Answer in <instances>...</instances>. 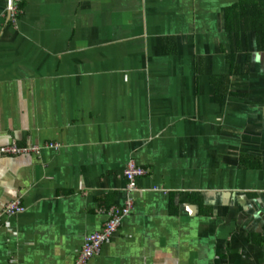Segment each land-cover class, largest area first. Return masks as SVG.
Here are the masks:
<instances>
[{
  "label": "crops",
  "instance_id": "0c3cea01",
  "mask_svg": "<svg viewBox=\"0 0 264 264\" xmlns=\"http://www.w3.org/2000/svg\"><path fill=\"white\" fill-rule=\"evenodd\" d=\"M7 1L0 146L53 147L0 154V264H75L128 201L85 264H264V87L232 77L247 96L220 105L229 66L207 46L235 0H23L16 25ZM130 162L147 169L134 189Z\"/></svg>",
  "mask_w": 264,
  "mask_h": 264
},
{
  "label": "trees",
  "instance_id": "16d2710c",
  "mask_svg": "<svg viewBox=\"0 0 264 264\" xmlns=\"http://www.w3.org/2000/svg\"><path fill=\"white\" fill-rule=\"evenodd\" d=\"M18 5L20 11L17 14V19L23 14L24 1L22 0ZM223 11L224 26L229 43L227 48L222 46L221 51L229 68L227 73L211 77L214 96L220 105L225 104L228 96L245 98L247 94L232 91L231 78L236 76L247 77L263 64L262 60H259V55L256 58L253 57V52L264 55V0H235ZM10 23H12L11 20ZM250 37L252 38L251 41ZM169 39L170 37L165 38V40ZM167 50L174 52V48L172 50H169L168 47L164 49L166 53ZM262 75L264 76L263 71ZM240 162L244 168H259L261 166L258 157L250 158L244 155L240 158ZM188 200L196 204L203 212L204 200L199 194L188 195Z\"/></svg>",
  "mask_w": 264,
  "mask_h": 264
},
{
  "label": "built area",
  "instance_id": "2783aa9c",
  "mask_svg": "<svg viewBox=\"0 0 264 264\" xmlns=\"http://www.w3.org/2000/svg\"><path fill=\"white\" fill-rule=\"evenodd\" d=\"M22 0H9L8 4V18L14 25L17 23V14L20 11L18 4ZM53 147V144H45L43 147L32 146L28 148L26 146H17L15 144L0 146V154H20L28 151H35L38 153L42 148ZM147 173V169L130 162L124 169V176L127 180V186L129 189L135 188V181L138 177L143 176ZM131 207L130 201L122 206H111L107 209V219L103 225V228L99 231H95L87 235L81 252L75 262V264H85L88 259L100 253L101 248L105 242L118 230L122 219L128 215ZM23 207L19 204V201L10 202L4 209V213L20 212Z\"/></svg>",
  "mask_w": 264,
  "mask_h": 264
},
{
  "label": "rangeland",
  "instance_id": "374dc122",
  "mask_svg": "<svg viewBox=\"0 0 264 264\" xmlns=\"http://www.w3.org/2000/svg\"><path fill=\"white\" fill-rule=\"evenodd\" d=\"M212 24L216 26L217 28V21H216V18H212ZM207 32H205L204 34H206ZM223 39V41H222ZM251 37H250V41H251ZM207 40H208V48H211L210 46L212 44L215 45V47H213V53L214 55H216V57H220V54L218 52V49H219V44L221 43L224 47L228 46V43H229V38L227 37V35H221L220 32H218V30L216 32H213L212 34H207ZM262 55V54H261ZM259 55V58L260 60H262L261 58L264 57V56H261ZM261 56V57H260ZM253 57L256 58L257 57V53L253 52ZM262 71L264 72V63L262 64V66H260L259 68H257L255 70V72H253L250 77H244V78H240V79H243L239 82H245V83H249V82H252L254 77L252 78V76L255 74L257 75L255 79H257V82L258 84L255 85V86H261V87H264V83H263V80H264V76L262 75ZM246 86V85H245Z\"/></svg>",
  "mask_w": 264,
  "mask_h": 264
},
{
  "label": "flooded vegetation",
  "instance_id": "af4514ba",
  "mask_svg": "<svg viewBox=\"0 0 264 264\" xmlns=\"http://www.w3.org/2000/svg\"><path fill=\"white\" fill-rule=\"evenodd\" d=\"M8 4H9V0L7 1V6H6V15H7V18H8ZM8 20L10 21V19L8 18ZM257 55H261V54H258Z\"/></svg>",
  "mask_w": 264,
  "mask_h": 264
}]
</instances>
